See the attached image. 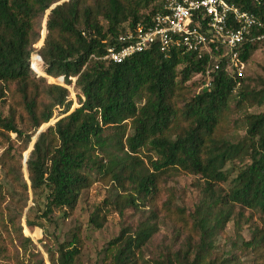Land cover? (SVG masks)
I'll use <instances>...</instances> for the list:
<instances>
[{
	"label": "trees",
	"instance_id": "1",
	"mask_svg": "<svg viewBox=\"0 0 264 264\" xmlns=\"http://www.w3.org/2000/svg\"><path fill=\"white\" fill-rule=\"evenodd\" d=\"M59 1L0 0V99L9 92L14 104L7 114L0 110V165L10 185L25 191L29 186L35 204L43 195L41 217L50 218L54 209L71 215L82 192L94 183H114L124 193L97 205L90 226L101 228L114 211L123 216L148 207L149 214L140 215L133 228L122 227L109 241L112 257L104 264H146L142 251L158 230L161 183L173 172L192 174L202 181L194 210L170 200L161 205L165 214L183 222L181 230L191 227L178 250L154 263L264 264V109L249 111L264 107V81L251 86L248 78L228 68L227 60L214 69L213 59H197L182 49L164 54L153 47L120 63L104 60L105 48L127 27L151 24L159 0H144L154 5L143 13L140 0H67L50 9ZM226 1L261 22L242 44L239 59L246 63L264 41L253 39L264 36V0ZM42 24L46 34L36 51L40 56L32 55ZM33 56L45 76L65 85L76 78L78 107L71 110L67 87L37 76L30 68ZM230 102L244 129L237 140L226 134ZM54 111L59 118L37 136L24 162L34 131ZM245 158L249 162L230 178L227 163ZM226 182L229 189L222 194L218 186ZM3 196L0 182V203ZM25 204L10 211L16 214L18 208L20 218ZM237 204L262 215L261 226L238 245L254 254L249 262L232 251L216 253V238ZM33 209L28 207L25 217L30 230L41 226L31 219ZM21 236L26 255L8 253L0 239V259L45 264L30 237ZM39 243L49 264H77L83 246L76 232L64 241L44 235Z\"/></svg>",
	"mask_w": 264,
	"mask_h": 264
},
{
	"label": "rangeland",
	"instance_id": "2",
	"mask_svg": "<svg viewBox=\"0 0 264 264\" xmlns=\"http://www.w3.org/2000/svg\"><path fill=\"white\" fill-rule=\"evenodd\" d=\"M63 1L67 0H61L59 3ZM140 1L144 5L140 13L149 11L154 5V2L145 4L144 0ZM45 34L46 30L42 24L40 39L33 45L32 52H34L31 53L32 55H38L36 51H39L43 45L42 43L40 46V43ZM42 64L41 60V66ZM31 67L37 76L45 77L48 83H57L67 87L69 90V97L72 100L71 109L79 106L77 97L79 91L74 87L75 77L71 78V85H65L64 82L61 83L59 79L45 76L39 71V64L34 56L32 57ZM241 70L242 76L248 78L251 86H259L260 81H264V41L258 44V49L252 54L250 59L244 63ZM194 89L196 91L198 90L197 87H194ZM11 105L12 107L14 106L13 99H11L9 92H7L5 97L0 99V110L3 114H7L11 109ZM229 108L231 111L227 119L228 127L226 134L233 140H237L244 135V129L239 120V114L233 112L234 108L232 102H230ZM263 109L264 107L262 106H254L250 108L249 111L259 112ZM58 118L59 112L54 111L50 121L43 125L41 124L39 128L34 131L36 133L33 135V141L41 132L45 131L48 126L53 125ZM38 131L40 132L37 133ZM11 137L13 138L14 135L11 134ZM42 141L46 142L47 140L43 139ZM1 152L2 148L0 147V154ZM26 155L27 152L24 153V157ZM247 162L249 161L245 158L241 161L235 160L227 163V167L232 170L230 178L235 175L236 169L239 166ZM22 173L27 185H29L24 164ZM0 182L2 183V192L4 195L0 203V239L3 245L7 247L8 253L15 257H23L26 254L21 246V235L24 237L28 236L34 245L43 253L45 264H49V262L39 243V240L43 239L44 235L50 239L54 237L57 238L58 241H64L69 240L72 233L76 232L79 234L83 243L80 255L77 259V264H104L110 262L112 257V248L109 247V241L119 234L122 227L131 226L133 228L137 224L140 215L144 217L149 214L148 207L142 208L144 209V213L127 210L123 216L114 211L106 215V220L101 228H93L89 224V216L94 208L100 205L107 197H114L116 192L124 193L114 183L105 184L104 182H96L92 187L82 192L71 215L66 217L62 210L54 209L50 218H43L41 217L44 209L43 195L37 199L38 204H35L29 186H27V191H25L22 186H19L18 189L13 185L11 186L5 178L4 170L1 165ZM201 185L202 181H200L197 176L180 172H173L161 183V192L156 199L157 207L161 209L159 213L158 230L143 247L142 251V255L145 261H147L146 264H155L154 260L161 259L164 255L178 250L183 239L187 235L186 233L191 227L190 225H184L183 228H185V230H181L179 227L183 222L179 221L174 216L170 217L168 214H165L161 206L163 202L170 200L174 205L183 207L186 211L192 212L200 200ZM218 187L221 188L220 191L224 194L229 189V182L221 183ZM16 201L18 204H15ZM24 203H26V207L20 218L17 215L18 208L16 209V214L10 211L13 210L15 206L18 205L19 207ZM28 207L34 208L30 213L31 219L37 223H41L40 225L43 228L41 226H35L33 230H30L27 227L25 224V217ZM232 209V217L216 238V253L224 255L232 251L240 255L246 262H249L254 257V254L249 251H242L238 248V245H240L243 240L250 239L252 229L261 226L262 215L257 210L244 208L238 204L234 205ZM10 215H14L13 223L9 222ZM6 262V259H0V264H7Z\"/></svg>",
	"mask_w": 264,
	"mask_h": 264
},
{
	"label": "built area",
	"instance_id": "3",
	"mask_svg": "<svg viewBox=\"0 0 264 264\" xmlns=\"http://www.w3.org/2000/svg\"><path fill=\"white\" fill-rule=\"evenodd\" d=\"M159 3L160 10L151 24L137 22L133 28L127 27L105 48L101 58L120 63L153 47L164 54L182 49L197 59H213L214 69L221 59L227 60L228 68L242 76L241 47L252 28L261 25L259 20L226 0H159ZM253 39L262 40L264 36Z\"/></svg>",
	"mask_w": 264,
	"mask_h": 264
},
{
	"label": "water",
	"instance_id": "4",
	"mask_svg": "<svg viewBox=\"0 0 264 264\" xmlns=\"http://www.w3.org/2000/svg\"><path fill=\"white\" fill-rule=\"evenodd\" d=\"M56 4H59V2L56 3ZM56 4H53V5L50 7V9L53 8ZM50 9L47 10V13H49V10H50ZM45 26H46V25H45ZM39 56H40V55H39ZM40 59H41V57H40ZM41 60H42V59H41ZM30 68L32 69L31 65H30ZM60 79L62 80V78H60ZM75 80H76V78H75ZM65 87H66V86H65ZM71 110H73V109H71ZM39 132H40V131H38L37 133H39ZM34 142H35V140H34V141L32 140V142H31V144H30L28 150L26 151V152H27V155H28V152L32 149V146H33ZM27 155L24 157V162H25V160H26V158H27Z\"/></svg>",
	"mask_w": 264,
	"mask_h": 264
}]
</instances>
